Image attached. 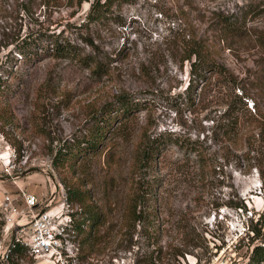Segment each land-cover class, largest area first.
Here are the masks:
<instances>
[{"label": "rangeland", "instance_id": "1", "mask_svg": "<svg viewBox=\"0 0 264 264\" xmlns=\"http://www.w3.org/2000/svg\"><path fill=\"white\" fill-rule=\"evenodd\" d=\"M92 1L0 0V131L12 147L20 142L18 161L26 159L16 184L0 170V200L18 187L45 198L55 186L62 200L53 157L76 144L102 105L129 93L137 108L115 123L103 151L77 163L104 220L90 241H79L76 264L142 263L156 255L153 239L123 222L128 200L143 190L156 215L158 264H246L264 242V0H122L90 22ZM222 18L238 29L222 30ZM53 34L87 61L50 55ZM22 40L37 56L20 53ZM193 41L236 82L193 75V57L182 59ZM236 108L238 125L225 135L226 112ZM158 135L170 139L145 165L139 156ZM70 205L80 220L78 205ZM11 236L3 221L4 264ZM28 257L17 264H30Z\"/></svg>", "mask_w": 264, "mask_h": 264}, {"label": "trees", "instance_id": "2", "mask_svg": "<svg viewBox=\"0 0 264 264\" xmlns=\"http://www.w3.org/2000/svg\"><path fill=\"white\" fill-rule=\"evenodd\" d=\"M77 1L78 4H80L83 0ZM120 1L122 0H93L90 4L89 13L87 15L88 20L90 22L100 20L105 16L113 4ZM220 21L223 26L222 30L225 32H233L238 29L228 18H222ZM19 51L27 58L37 56L35 46L31 45L30 42L27 44L25 40H22ZM46 51L50 53V55L59 58L87 61L85 56H80L74 46L69 44L67 40L60 38L58 34H53V36H51V39H49L46 46ZM185 53L186 54L182 59L189 60L193 57V60L190 62L191 73L193 75L199 77L201 75L200 71L208 72L215 75L217 79L221 80L226 85H231L236 82V77H234L225 66L209 57L201 43L193 41L188 44L187 42ZM102 69L101 63H95L93 68L94 71L100 72ZM189 85L186 88H189ZM137 106L138 103L132 94L123 92L118 95L113 101L105 103L98 109V111L93 113L92 126L87 129L86 133L82 135L79 140H76L75 145H64L67 150L60 155L61 148L53 157L54 166L62 169L61 174L63 175V186L67 202L73 205L77 204L79 207L78 213L80 215V220L74 218V226L78 230V235L79 233L82 234L79 239L81 244L91 240L94 231L104 220V212L101 207L92 200L91 190L86 188V179L83 172L78 171L77 163L82 157L97 155L99 152L103 151L105 149L106 140L115 127V123L129 117ZM1 108L5 109L4 106H1L0 109ZM238 111L239 108H236L235 111L227 110L226 116L229 120L227 119L228 121L223 123L225 127L223 133L225 135L233 133L235 127L238 125ZM259 124V139L264 141V120L260 119ZM1 130L8 138L9 136L3 128H1ZM168 139L170 138H165L163 135H158L153 138L148 145L147 151L139 156L142 162H144L145 165L154 163L156 153L160 151V148H162L163 145L165 146V142H167ZM175 142L178 143L177 140H175ZM15 143H17L15 144L17 155L20 156V142L16 141ZM187 145L191 146L189 144ZM190 149L198 151L193 147H190ZM149 192L143 190L139 194L138 199H129L123 211L124 225L127 227L135 228L138 226L141 228V231H144L149 239H153L150 243L155 246L153 251L156 255H150L148 260H143L142 263L138 260H134L133 264H158L160 261L159 255L161 253V248L159 247V242L156 238L157 233L155 232L158 225L156 224V215L153 207L148 205ZM2 226L3 221L0 219V231ZM176 254L183 256L184 251H179ZM28 256L26 247L18 242H14L9 246L7 257L4 261L5 264H17V261ZM28 259L30 264L34 262L32 257L29 256ZM0 264L4 263L0 262ZM246 264H264V242L261 245L254 246L249 261Z\"/></svg>", "mask_w": 264, "mask_h": 264}, {"label": "built area", "instance_id": "3", "mask_svg": "<svg viewBox=\"0 0 264 264\" xmlns=\"http://www.w3.org/2000/svg\"><path fill=\"white\" fill-rule=\"evenodd\" d=\"M17 156L15 147L0 131V170L14 184L23 174L20 162L24 164L26 161L25 158L18 161ZM56 194V186L45 198L21 187L15 194L3 192L1 217L4 226L10 228L11 235H14L13 243L26 247L30 257L46 258L52 264H76L80 244L78 230L74 226V210L66 200L64 188L62 200L59 201ZM9 246L3 251L4 260Z\"/></svg>", "mask_w": 264, "mask_h": 264}, {"label": "water", "instance_id": "4", "mask_svg": "<svg viewBox=\"0 0 264 264\" xmlns=\"http://www.w3.org/2000/svg\"><path fill=\"white\" fill-rule=\"evenodd\" d=\"M13 241H14V235H12L11 241H10V244L9 245H11L13 243Z\"/></svg>", "mask_w": 264, "mask_h": 264}]
</instances>
